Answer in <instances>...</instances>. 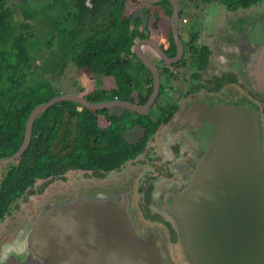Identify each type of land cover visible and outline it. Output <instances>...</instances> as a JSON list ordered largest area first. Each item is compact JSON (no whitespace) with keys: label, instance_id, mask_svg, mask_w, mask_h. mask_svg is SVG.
Listing matches in <instances>:
<instances>
[{"label":"flooded vegetation","instance_id":"af4514ba","mask_svg":"<svg viewBox=\"0 0 264 264\" xmlns=\"http://www.w3.org/2000/svg\"><path fill=\"white\" fill-rule=\"evenodd\" d=\"M113 2L6 0V5L17 31L40 37L44 49H48L47 37L55 35L54 47L62 50L71 42V53L72 44L105 26ZM138 4L137 0H125L120 12V18L128 25L124 34L131 38V46L127 49L121 44V62L108 65H115L116 73L107 68L93 72L86 65L77 66L70 61L79 74L66 89L92 102L146 106L159 82L156 100L147 110L114 105L94 112L105 127L106 136L114 138L112 145L123 140L136 153L112 169L74 168L67 173L73 172L81 179L72 188L78 194L130 199L143 223L167 231L177 257L181 252L179 235L171 221L152 210L153 192L161 183L169 184L170 190L185 185V170L195 166L213 130L205 120L201 124L195 119L184 120L178 126L174 117L180 109L182 112L198 103L199 114L210 110L211 105L224 103L235 114L237 110H247V116L256 113L264 131V96L238 74L253 49L264 47V0H160L148 4L152 6L149 8H137ZM130 5L136 6L133 13L129 12ZM140 9L145 11V20L140 12L135 13ZM154 29L166 31V35H154ZM83 72L93 76L92 89L78 78ZM145 75L148 80H143ZM165 88L175 95H164ZM66 90L61 92L67 93ZM99 91L100 95L95 96ZM73 118L77 120V113ZM171 122L175 126L171 124L170 128ZM77 135L76 126L70 127L71 147L79 142ZM111 144L105 139V147Z\"/></svg>","mask_w":264,"mask_h":264},{"label":"water","instance_id":"95a60500","mask_svg":"<svg viewBox=\"0 0 264 264\" xmlns=\"http://www.w3.org/2000/svg\"><path fill=\"white\" fill-rule=\"evenodd\" d=\"M138 12L145 20V11ZM238 74L264 96V47L253 49ZM156 76L159 80L158 72ZM158 92L159 82L146 106L92 102L61 93L33 109L20 149L0 158V167L25 153L36 118L57 103L75 101L94 110L120 105L144 111ZM197 106L201 110L199 103L180 109L173 122L179 126L184 120L195 119L199 124L205 120L212 126L211 140L195 166L185 170V185L170 190L169 184L161 183L151 201L152 210L171 221L179 235L177 257L167 231L143 223L130 199L87 196L78 194L73 185H63L49 188L0 225V264H264L262 126L256 113L247 116V110L235 114L226 104L216 103L199 114Z\"/></svg>","mask_w":264,"mask_h":264},{"label":"trees","instance_id":"16d2710c","mask_svg":"<svg viewBox=\"0 0 264 264\" xmlns=\"http://www.w3.org/2000/svg\"><path fill=\"white\" fill-rule=\"evenodd\" d=\"M113 1L105 26L72 44L70 53L71 42L62 50L54 47L55 35L47 37L48 49H44L40 37L17 31L6 0H0V158L20 149L33 109L62 93L51 78L58 70L62 72L67 68L70 59L93 72L107 68L116 73V66L108 68V65L112 61L121 62V44L128 49L131 38L124 34L128 25L120 18L125 0ZM102 94L105 95V91ZM98 95L100 91L95 94ZM103 111L63 101L36 118L28 149L19 159L0 168V224L14 213L17 200L31 192L37 180L63 178L74 168L112 169L134 156L136 151H130L123 140L119 144L110 143L115 142L114 138L106 136L105 127L94 114ZM75 113L77 120L73 118ZM73 126H76L79 142L71 147L68 137ZM58 138L60 149L56 151ZM105 139L111 145L105 147Z\"/></svg>","mask_w":264,"mask_h":264},{"label":"rangeland","instance_id":"374dc122","mask_svg":"<svg viewBox=\"0 0 264 264\" xmlns=\"http://www.w3.org/2000/svg\"><path fill=\"white\" fill-rule=\"evenodd\" d=\"M187 14H189V13H187ZM69 58H70V56H69ZM70 61H71V59L67 63V68H65L62 71V73H59L58 72L59 70H58L57 73L54 74L53 77L51 78V80H53L52 82L54 83L56 89H59V90L65 89L66 90L68 87H70L69 83L71 84V82L73 81L72 79H74L76 77V75L79 74V72H78L79 69H77ZM83 73L78 76V78L81 77L80 81L83 83V85H86V87L90 88V89L95 87L94 86L95 82H93V79H94L93 76L88 75V73H86V72H83ZM163 91H164V95H166V96L175 95L174 93H172L170 95L167 88H165ZM66 92L72 93L70 90H66ZM104 121H105V119L101 120V123L103 126H105ZM68 139L70 140V137H68ZM54 148L56 149V151H59L58 149H60V138L57 139ZM78 181H81V179H79V177L76 176L73 172L67 173L65 177L61 178V180H58V178L48 180V181L43 180V179L37 180L35 187L32 188V191L28 192L24 197L17 200L13 214H17L18 212H20L24 208V205L29 203L31 200L34 202V200H36L38 196L43 194L49 188H51V187L58 188L59 186L62 187L63 185H77ZM86 181H89V180H86ZM13 214H11V215H13ZM0 225H2V224H0Z\"/></svg>","mask_w":264,"mask_h":264},{"label":"crops","instance_id":"0c3cea01","mask_svg":"<svg viewBox=\"0 0 264 264\" xmlns=\"http://www.w3.org/2000/svg\"><path fill=\"white\" fill-rule=\"evenodd\" d=\"M139 1V4L137 5V8H149V7H152L151 5H148V4H150V3H145V1H143V0H137V2ZM134 8H136V6H134V5H130V7L128 8L129 9V12L131 13H133L134 12ZM136 10V9H135ZM129 13V14H130ZM139 14V13H138ZM184 15H185V13H184ZM188 25V24H187ZM153 32H154V35H158V36H161V35H166V31L164 32V31H158V30H156V29H154L153 30Z\"/></svg>","mask_w":264,"mask_h":264},{"label":"built area","instance_id":"2783aa9c","mask_svg":"<svg viewBox=\"0 0 264 264\" xmlns=\"http://www.w3.org/2000/svg\"><path fill=\"white\" fill-rule=\"evenodd\" d=\"M184 22H187V18H184V20H183Z\"/></svg>","mask_w":264,"mask_h":264}]
</instances>
